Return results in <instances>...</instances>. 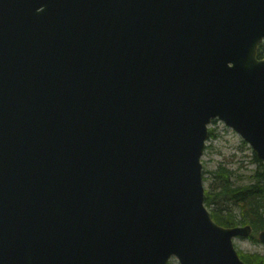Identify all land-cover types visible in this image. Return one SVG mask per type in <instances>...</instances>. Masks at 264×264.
Here are the masks:
<instances>
[{"label":"water","instance_id":"1","mask_svg":"<svg viewBox=\"0 0 264 264\" xmlns=\"http://www.w3.org/2000/svg\"><path fill=\"white\" fill-rule=\"evenodd\" d=\"M262 42L264 0H0V264H245L201 159L264 163Z\"/></svg>","mask_w":264,"mask_h":264},{"label":"trees","instance_id":"2","mask_svg":"<svg viewBox=\"0 0 264 264\" xmlns=\"http://www.w3.org/2000/svg\"><path fill=\"white\" fill-rule=\"evenodd\" d=\"M263 55L264 42L258 47L257 58ZM252 164L255 169L249 177L251 183L244 186H235L231 180L233 172L219 166L212 173V179L204 180L211 182L209 190L204 193V205L212 220L219 226H250L252 234L249 240L258 243L257 235L264 232V163L253 153ZM238 254L245 264H264V254Z\"/></svg>","mask_w":264,"mask_h":264},{"label":"rangeland","instance_id":"3","mask_svg":"<svg viewBox=\"0 0 264 264\" xmlns=\"http://www.w3.org/2000/svg\"><path fill=\"white\" fill-rule=\"evenodd\" d=\"M208 140L201 160L204 189L209 190L211 182L204 181L212 179L213 172L219 166L230 169L231 177L235 186H244L251 183L249 177L255 169L252 164L253 152L250 147L243 142L241 137L226 127L220 121H213L208 129ZM235 249L245 254H264L262 244L253 243L249 239L238 238L233 240ZM169 264H178L176 259H172Z\"/></svg>","mask_w":264,"mask_h":264}]
</instances>
